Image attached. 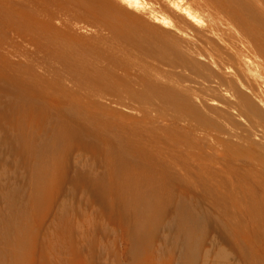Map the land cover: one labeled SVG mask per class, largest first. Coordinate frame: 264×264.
Here are the masks:
<instances>
[{"label": "bare ground", "instance_id": "6f19581e", "mask_svg": "<svg viewBox=\"0 0 264 264\" xmlns=\"http://www.w3.org/2000/svg\"><path fill=\"white\" fill-rule=\"evenodd\" d=\"M55 1L22 0L28 13L0 0L2 132L21 156H34L43 176L78 143L87 158L61 163L72 173V198L82 182L118 214L89 216L80 206L55 217L41 230L40 264H234L233 241L242 264H264V0H196L202 14L167 2L176 20L154 18L179 38L175 29L164 39L165 69L152 67L153 46L143 51L113 30L146 0H74L82 13L75 19L92 17L117 58L114 79L71 51L74 25L66 16L53 24ZM11 24L67 69L8 46L1 30ZM166 210L172 214L161 216ZM231 223H244L243 234Z\"/></svg>", "mask_w": 264, "mask_h": 264}, {"label": "rangeland", "instance_id": "374dc122", "mask_svg": "<svg viewBox=\"0 0 264 264\" xmlns=\"http://www.w3.org/2000/svg\"><path fill=\"white\" fill-rule=\"evenodd\" d=\"M146 1L148 2V5L145 9H142L141 11L132 10V14L122 15L121 20L113 24V30L116 31L119 28L123 36L127 34L129 37L130 35L127 40H135V44L141 43L140 45L143 46V51L149 50L148 48L153 46V49L151 48L152 50L150 49V52L147 51L149 52L148 54L153 56L150 58L153 60L150 62L154 63L152 64V67L155 68L154 66L158 65L160 68L165 69L167 64H165L164 60L167 56L169 58L170 55L168 52L169 49L165 47V40L169 41V38H172L169 37L167 34L168 32L171 33L170 36L175 35L176 28L168 26L167 23L163 24L155 20L154 16L159 17L160 15H165L171 20H176V17L173 16L174 11L168 4L171 0ZM180 1H184V3L188 4L201 14L204 12L197 6L198 2H196V0ZM42 2L46 4V1ZM11 6L14 9L19 8L21 11L31 13L30 4H24V7H22V0H12ZM53 8L57 11V17H60L53 21L55 26H63L64 24L61 23V18L65 16L68 18L66 20V24L71 23L74 25V29H72L73 32L69 34V36L72 38L69 36L67 37L71 40L70 48H74L71 51L78 52L79 54L77 56H79L82 60H87L86 64H89L87 67L90 69H97L101 70L102 72L108 71L111 76H116V74H118L116 77L112 76L113 79L119 77L121 70L118 68L117 71L114 67V65L119 66L116 63L117 58L115 59V57H113L115 59L114 60L111 56H109L111 53L107 51V44H104L102 41V36H100V34L95 31L96 27L93 26L92 28V25H90L91 23H89V21L92 22L93 18L89 16V19L85 18L86 21L85 19L79 20L81 17L78 14L81 13V10H79L74 0H56ZM34 9L35 6H32L33 11ZM76 13L79 17L78 20L75 19ZM171 13H173V15ZM34 20L35 18L31 17L27 22ZM18 26L19 25L11 24L10 26L4 28L6 31L1 30L4 31V33L2 32L3 37L7 35L4 39L8 46L13 45V47L18 51H21L22 48H28L29 50L35 52L36 57L43 61L42 64L58 66V68L62 70L67 69L64 62L59 61V59H56L55 57H51V55L46 56V47L44 44L30 40L29 36L31 35V32L27 30L22 31V28H18ZM177 35L178 32L176 29L175 36L176 38H179ZM165 36H168L167 39ZM119 39L121 38H117L116 40L115 38L107 37V43L116 44ZM139 39L140 41H138ZM141 39L144 42H142ZM8 41L12 43H9ZM149 44L151 45L150 47H148ZM21 55L19 54V56L16 57H19L18 59L22 60ZM107 56H109V59H107ZM112 56H114V54ZM162 60L164 61V64L162 63ZM167 60L168 59H166V61ZM106 61L109 62L106 63ZM161 76L158 75V78H156L157 80L154 79V77L151 81L155 84L156 80L157 84H159L163 80V75ZM116 108L123 109L118 105ZM128 111L129 110L125 112L131 113V111ZM37 121L38 120L36 119L33 121V123H37ZM16 123H18V121ZM0 125V264H40L39 240L42 228L55 217L60 215L71 216V210H73V207H76L75 210H78V208L81 206L80 208L86 212L85 215L89 214V216H117L118 213L116 210L112 209L113 211H111L110 208H105L99 198H97L94 194L89 193V189L84 191L82 182L78 183L79 189L76 192V198H72V173L61 163L63 161H67L68 164H72L78 158L83 160L87 158L83 156L84 154H81L80 156L79 153L81 150L78 148V143L72 142V144H70V149L65 148L67 151L62 153L61 156L63 157L61 160H59L58 167L47 173V176H43L40 174L34 164V156L32 154H25L23 151L21 156L19 153L21 149H15L14 147L16 146L12 144L10 145L6 139V136L2 132L3 124L0 123ZM31 125L34 124L31 123ZM23 127L27 128L26 130L31 128V126L27 124H25ZM38 186H40L39 192L36 190V187ZM205 209L212 211V208L209 205H206ZM217 210L218 209H216L214 213ZM160 214L161 216H169L172 214V211L166 210L162 211ZM216 221H219L217 222L218 225L223 224V226H225L223 229H230L231 227L230 223L228 222H223L220 220ZM231 224L232 227L240 229L241 233L243 234L244 223ZM217 234L219 236L223 235L225 237V234L220 228L217 230ZM231 250L233 255V263L242 264V259L240 257L242 249L239 248L235 241H233L231 244Z\"/></svg>", "mask_w": 264, "mask_h": 264}]
</instances>
